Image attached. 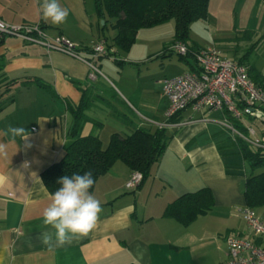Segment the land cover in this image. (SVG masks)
I'll list each match as a JSON object with an SVG mask.
<instances>
[{"label":"crops","instance_id":"crops-1","mask_svg":"<svg viewBox=\"0 0 264 264\" xmlns=\"http://www.w3.org/2000/svg\"><path fill=\"white\" fill-rule=\"evenodd\" d=\"M41 3L0 0V19L38 25L47 38L64 36L86 48L102 39L113 56L95 59L99 73L90 79L86 64L63 53L14 36L0 41V130L25 127L31 144L19 145L17 139L9 147V157L0 159V264H223L227 236L253 240L236 213L245 205L244 183L250 169L231 146L233 138L222 124L224 114L211 109L187 108L169 120L166 147L136 188L125 187L132 171L120 161L96 179L90 192L100 201L102 212L88 235L62 247L41 242V233L52 231L43 222L50 193L41 173L61 159L72 141L70 107L78 105L81 89L103 100L96 98L85 112L80 135H96L105 146L113 132L131 131L111 110L125 113L124 107L135 115L126 114L135 125L155 129L141 117L165 121L168 99L162 93L163 80L196 66L191 57L167 50L174 38L172 21L139 29L134 43L122 50L113 42L116 29L110 22L103 27L95 0H60L68 18L58 26L42 19ZM203 25L199 20L190 25L189 43L198 49L211 45L221 49L218 43L224 39L226 57L239 62L225 38L207 45L198 42L194 28ZM260 36L253 31L252 37ZM241 60L264 86V71L248 58ZM246 118L259 124L257 131L253 128L256 136H264V117ZM183 196H193L208 208L189 219L183 216L184 207L166 214L169 204ZM256 211L264 215V208Z\"/></svg>","mask_w":264,"mask_h":264},{"label":"trees","instance_id":"trees-1","mask_svg":"<svg viewBox=\"0 0 264 264\" xmlns=\"http://www.w3.org/2000/svg\"><path fill=\"white\" fill-rule=\"evenodd\" d=\"M208 3L209 0H95L97 13L105 21L103 27L106 28V24L110 22L116 29L113 38L115 46L128 50L134 43L139 29L172 21L174 24L172 42H183L188 50L186 57L192 59V54L198 48L189 43L190 25L197 20L207 19ZM250 35L252 36L253 32ZM261 38H264V35L259 39ZM106 47L108 51L106 56L112 57L113 54L107 44ZM243 58L246 59V56L241 59ZM241 59L239 63L244 64ZM195 69L196 66L191 70ZM249 77L261 86L262 81L258 75L249 74ZM39 85L44 86L40 82ZM96 98L103 100L100 96L91 95L87 88L81 89L78 105L70 107L72 123L68 136L72 141L66 145L61 159L41 173V180L50 194L60 187L57 181L64 175L83 174L90 170L96 181L117 161L125 164L131 171L139 172L143 180L149 176L166 147L169 136L165 128L151 129L135 125L127 113H118L115 110H111L112 115L131 127L130 133L113 132L105 146L96 135L81 136L80 129L86 119L85 112ZM94 125L100 127L101 122L94 121ZM239 128L244 131L243 128ZM231 146L237 150L250 169L244 183L245 205L255 210L264 208V149L252 148L239 138L232 140ZM179 207H184L183 216L189 219L197 212L206 211L208 205L203 201L198 202L193 196H183L169 204L165 213L173 215Z\"/></svg>","mask_w":264,"mask_h":264},{"label":"built area","instance_id":"built-area-1","mask_svg":"<svg viewBox=\"0 0 264 264\" xmlns=\"http://www.w3.org/2000/svg\"><path fill=\"white\" fill-rule=\"evenodd\" d=\"M0 29V41L4 36H14L26 43H35L46 49L58 51L89 67V78L95 79L98 68L95 59L107 55L104 40L89 48L82 47L64 36L47 38L38 25L8 24ZM167 50L180 56L187 55V46L180 41L169 44ZM195 70H188L174 77L165 78L162 93L168 99L164 122H153L141 117L147 124L163 129L169 120L187 108L194 111L211 109L224 114L222 124L233 140L241 139L255 149H264V136L257 137L254 129L244 124L246 117H264V86L256 84L248 74L246 65L223 56L215 45L200 48L192 54ZM239 127L243 128L242 131ZM246 132L247 134H245ZM142 175L132 171L125 183L128 189L136 188ZM253 240L241 236H227V259L223 264H264V215L246 205L238 209Z\"/></svg>","mask_w":264,"mask_h":264},{"label":"clouds","instance_id":"clouds-1","mask_svg":"<svg viewBox=\"0 0 264 264\" xmlns=\"http://www.w3.org/2000/svg\"><path fill=\"white\" fill-rule=\"evenodd\" d=\"M40 11L45 22L50 21L56 26L65 23L68 18V10L62 7L60 0H42ZM3 27L0 24V29ZM29 135L22 126L10 125L0 130V159L9 157V147L15 145L17 139L19 145L24 141L25 147H31ZM23 166L27 167V162ZM57 183L60 187L49 195L50 202L42 213L44 225L52 231L41 233L40 239L49 247H62L71 244L75 238L88 235L95 228L102 212L100 201L90 192L95 183L92 171L64 175Z\"/></svg>","mask_w":264,"mask_h":264},{"label":"rangeland","instance_id":"rangeland-1","mask_svg":"<svg viewBox=\"0 0 264 264\" xmlns=\"http://www.w3.org/2000/svg\"><path fill=\"white\" fill-rule=\"evenodd\" d=\"M207 12L208 20H199L204 24L203 27L194 28L198 42L207 45L215 39L225 38V43L229 42V52L233 58L240 59L246 56L251 64L264 71V38L255 39L250 35L253 31H259L260 35H264V0H223V2L215 0L210 5L208 3ZM223 41L224 39L218 44L221 45L222 54L226 57V46ZM123 111L135 116L124 107ZM104 117L105 115H102V118ZM244 122L255 131L258 130L259 124L256 121L246 118ZM236 213L241 216L240 213ZM235 220L240 225L244 223L239 218L234 217Z\"/></svg>","mask_w":264,"mask_h":264},{"label":"water","instance_id":"water-1","mask_svg":"<svg viewBox=\"0 0 264 264\" xmlns=\"http://www.w3.org/2000/svg\"><path fill=\"white\" fill-rule=\"evenodd\" d=\"M103 24V23H102Z\"/></svg>","mask_w":264,"mask_h":264}]
</instances>
